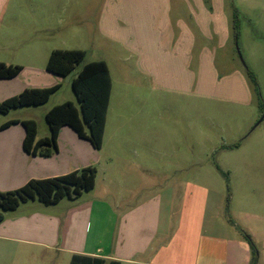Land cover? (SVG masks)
<instances>
[{"label":"crops","instance_id":"1","mask_svg":"<svg viewBox=\"0 0 264 264\" xmlns=\"http://www.w3.org/2000/svg\"><path fill=\"white\" fill-rule=\"evenodd\" d=\"M21 1L0 0V40H31L29 25L16 24L15 20L41 6H26ZM98 1L94 10V0L86 4V9L93 11L94 33L120 48L110 57L114 65L105 57L84 62L104 61L111 79L99 150L63 126L50 156L27 153L21 122L36 123L37 140L49 137L46 112L63 102L73 103L68 97L48 105L50 98L64 84L71 88L79 69L66 77L48 73L47 60L42 67L32 63L30 43L19 45L8 61L0 58V63L21 67L16 77L0 80V102L24 89L59 86L39 106L40 118L32 115L30 107L0 115V125L14 122L0 131V192L84 168L96 171L94 188L77 198H63L54 205L28 200L4 211L0 255L29 250L64 264H69L73 256L101 259L106 264H250L248 246L235 230L234 220L222 213L220 184L216 180L202 182L200 176L199 180L173 176L165 189L161 187L159 168L148 163L144 154L160 153V117L152 114L159 100H154V95L196 93L199 98H211L204 93L206 89L218 91L220 101H249L250 88L237 69L217 81L220 66L216 48L227 43L231 6L246 18L253 16L249 12L256 6L246 4L243 9L234 0L230 5L227 0ZM259 7L264 11V5ZM213 42L217 45L211 49ZM116 84H123L126 90L146 84L151 99L146 101L147 113L132 110L145 101L139 95L128 99L126 94H115ZM73 104L78 107L77 101ZM181 166L185 165L176 168Z\"/></svg>","mask_w":264,"mask_h":264},{"label":"rangeland","instance_id":"2","mask_svg":"<svg viewBox=\"0 0 264 264\" xmlns=\"http://www.w3.org/2000/svg\"><path fill=\"white\" fill-rule=\"evenodd\" d=\"M226 2L232 3L230 0ZM234 2L243 9L244 5L253 4L256 10L250 11L253 16L246 18L231 6L227 43L216 48V60L220 66L217 81L227 76L231 69H237L250 88L249 101H220L217 98L222 96L218 91L206 89L204 93L211 98H199L196 93L192 96L165 92L154 95L153 99L159 100L158 108L152 114L160 117V153L144 154V158L159 168L161 187L165 189L168 179L173 176L193 180H199L200 176L202 182L209 184L216 180L224 197L222 213L227 219L234 220L235 230L248 246L250 263L255 258L256 264H264V111L259 107L258 94L247 75V71L254 75L264 106V11L259 7L264 5V0ZM23 3L41 6L15 20L16 24L29 25L32 38L25 43L17 40L7 43V38H1V59L8 61L19 45L30 43L32 63L38 67L44 66L53 49L84 51L82 64L89 59L105 57L114 65L110 57L120 48L94 33L93 11L86 9L87 0H22ZM93 4L91 8L94 10L100 3L94 0ZM235 25L237 27L233 29ZM15 33L19 34L17 30ZM216 45L213 42L209 46L212 49ZM82 64L75 69H80ZM111 68L116 71L115 66ZM113 77H116L115 73ZM198 88L196 91L200 93ZM71 92V88L64 84L52 95L48 105L68 97L76 103ZM149 92L146 84L131 90H126L123 84H116L114 89L115 94H126L128 99L141 97L145 103L132 110L143 114L148 110L146 101L151 100ZM30 108L32 115L40 118L41 107ZM237 142L241 143L238 148H226ZM179 165L185 166L177 169ZM243 232L251 238L254 249ZM0 264L64 263L45 254L40 256L29 250H18L14 255H0Z\"/></svg>","mask_w":264,"mask_h":264},{"label":"trees","instance_id":"3","mask_svg":"<svg viewBox=\"0 0 264 264\" xmlns=\"http://www.w3.org/2000/svg\"><path fill=\"white\" fill-rule=\"evenodd\" d=\"M236 18V15L234 16ZM236 21V20H235ZM236 25L233 29H236ZM85 58L82 50H53L50 52L45 70L56 76L66 77L81 65ZM21 71V67L0 63V80L12 79ZM249 80L258 94L259 107L264 111L258 93L254 75L247 71ZM71 90L76 97L78 107L71 102H63L53 106L45 114V121L50 135L37 140V125L34 121L21 122L25 130L23 148L27 153L39 154L44 157L55 151L56 140L63 126L71 128L79 138L89 141L96 150L101 148L108 101L111 92V79L104 61H93L82 64L76 76L71 80ZM59 86L50 88L24 89L21 93L0 102V115L20 107H37L44 105ZM14 122L0 125V131ZM240 142L226 148H237ZM96 171L94 168H84L64 176L31 180L18 190L0 192V221L4 211L16 209L20 203L36 199L44 205L57 204L63 198H77L82 193L91 191L95 185ZM246 240L252 244L251 238L243 232ZM253 259L250 264H256ZM69 264H106L101 259L73 256ZM107 264H119L109 262Z\"/></svg>","mask_w":264,"mask_h":264}]
</instances>
